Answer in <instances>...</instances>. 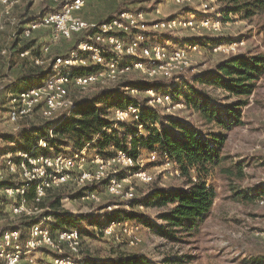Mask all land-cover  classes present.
<instances>
[{
	"label": "built area",
	"instance_id": "obj_1",
	"mask_svg": "<svg viewBox=\"0 0 264 264\" xmlns=\"http://www.w3.org/2000/svg\"><path fill=\"white\" fill-rule=\"evenodd\" d=\"M43 5L36 20H28L19 32V45L30 41L40 46L41 53L31 58L38 67L50 69V75L42 85L22 93L9 94V121L17 124L35 115L45 121H56L71 114L77 101L71 98L72 90H109L117 83L128 81L130 74H137L146 80L176 79L179 92L185 91L188 83L186 74L191 67L192 55L201 53L203 47L199 39L187 46H173L176 36L184 31L194 30L198 38L202 32L223 36L225 25L219 0H175L188 10L186 16L171 18L159 17V7L147 10H125L111 19L94 22L84 19L82 12L89 0H32ZM22 0H0V35L5 28L4 18L9 16ZM157 14L155 20L149 16ZM169 39L162 41L160 35ZM80 39L74 49L67 54L52 57V47L59 42ZM247 46V39L228 41L213 48L215 53L236 56ZM36 47L33 48L36 50ZM8 50L2 54L7 56ZM25 51L22 58L31 56ZM79 71H84L80 72ZM2 75L0 73V80ZM125 83V82H124ZM174 87L159 90L149 89L144 94L148 105L154 111L164 109L169 116H176V108H185L181 101L174 102L171 92ZM133 96L140 91L125 88ZM173 105V106H171ZM142 109L129 105L126 109L113 110V120L119 123L138 122ZM139 134L145 132L138 126ZM50 132V138L54 132ZM133 137L128 143L132 145ZM48 148V139L41 140L37 146ZM92 157V158H91ZM158 158L151 154L148 158L134 160L126 153L119 152L111 159H103L99 154L90 155V148L74 155L60 156L36 155V152H11L6 156L5 167L8 172L20 177L16 185L4 189L3 196L12 201L10 216L35 220L28 231L5 226V217L0 213V264H86L81 255L82 234L76 229L53 231L50 216H41L40 204L46 195L65 184L74 183L80 187L84 199L99 200L101 186L107 182L104 193L118 197L125 202L135 199L133 181L151 184L153 177L147 165L157 163ZM161 166L173 176H180L179 164L168 156L161 160ZM139 167L138 170H134ZM129 170L126 177L122 171ZM134 170V171H133ZM194 182L198 181L196 176ZM34 187L33 201L27 199L28 191ZM264 202V201H263ZM123 206V205H122ZM116 205H106L102 212H111ZM123 208L131 210L130 206ZM138 210L144 211L143 206ZM40 215V216H39ZM140 226L131 222H113L103 228L104 236H112L116 229L122 230L130 238V245L140 242Z\"/></svg>",
	"mask_w": 264,
	"mask_h": 264
},
{
	"label": "trees",
	"instance_id": "obj_2",
	"mask_svg": "<svg viewBox=\"0 0 264 264\" xmlns=\"http://www.w3.org/2000/svg\"><path fill=\"white\" fill-rule=\"evenodd\" d=\"M135 3L148 2L153 0H134ZM134 2H130L132 4ZM221 11L224 13L223 20L231 21V17L241 18L249 23H261L264 30V0H219ZM127 10H130L129 8ZM125 10L118 9L116 14ZM113 15L108 19L116 16ZM36 16L24 15L16 26V34L19 39V32L28 20H36ZM162 41L169 39L165 34L160 35ZM199 39L200 45L213 49L217 45L228 42L224 36ZM191 41L182 40L181 46H187ZM80 39H76V44ZM19 43H13V48L18 56L25 51H32L31 56L22 60V71L16 83H10L8 93H22L33 87L40 86L50 75V69L35 66L31 58L38 56L40 46L36 47L35 41L27 42L18 49ZM36 47V50L33 48ZM84 71H79V73ZM264 77V52L258 54L253 52L241 53L236 56L225 57L213 68H210L199 75L194 76L192 82L185 84L187 89L179 92L180 86H175L176 79L167 80H130L119 84L109 90H102L90 97L77 101L76 109L56 121L39 120V122L23 125L14 135L2 136L6 140L17 143L12 152H36V155L60 156L74 155L90 148V155L99 154L103 159H111L119 152L131 156L135 161L148 158L155 154L157 163L147 165L160 167L161 160L168 156L179 164L181 175L186 179L184 186L160 187L157 183L145 194L129 202H122V205L130 206L131 210L121 208L112 212H105L103 216L92 217L79 214L72 215L62 209V197L52 196L49 199V211L46 215L52 216L49 221L53 231L63 229H76L81 232L82 237L86 233L85 228L98 227L102 232L103 228L113 222H131L138 225H145L153 229L162 238L171 242L180 243L183 236H195L200 227L211 216L213 205L218 194L213 185L208 184V177L211 172L216 171L220 177L227 181L245 179L244 167L232 161L225 155L226 134L241 125L243 107L250 104V98L257 89V83ZM140 91V95L133 96L125 90L126 87ZM174 87L171 94L174 102L184 103L186 110L202 122L203 126L209 128L204 132L194 125L186 123L178 115L169 116L161 109L154 111L148 105V98L145 92L149 89L159 90L164 87ZM222 90L237 99L235 104L218 108L212 103V96L207 88ZM135 104L142 109V115L138 122L126 121L116 122L113 120V110L126 109L127 106ZM138 126H143L145 132L139 134ZM216 128V129H214ZM54 137L50 138V132ZM132 145L129 146V139ZM48 139V148H38L41 140ZM92 158V157H91ZM136 167L134 170H138ZM133 170V171H134ZM129 170L122 171L120 177H126ZM196 176L198 181L194 182ZM107 182H104L101 189H104ZM16 185L9 180L0 181V190ZM236 189L235 187L232 188ZM35 194L32 187L26 197L31 202ZM78 191L75 196L81 195ZM242 195V196H241ZM252 199L249 193L240 192L235 197ZM236 199H240L236 198ZM0 203L10 206L12 201L0 196ZM45 206L44 202L40 207ZM143 206L146 209H157L160 212L159 223L153 222L146 213L137 208ZM7 207V208H8ZM2 214V211L0 210ZM35 220L22 218L9 228H16L23 232L29 230ZM94 232V231H93ZM1 236V234H0ZM181 236V237H180ZM86 264L91 263L87 256L83 258ZM170 261V260H168ZM98 264H159L156 261L138 253L128 255H115L103 259Z\"/></svg>",
	"mask_w": 264,
	"mask_h": 264
},
{
	"label": "rangeland",
	"instance_id": "obj_3",
	"mask_svg": "<svg viewBox=\"0 0 264 264\" xmlns=\"http://www.w3.org/2000/svg\"><path fill=\"white\" fill-rule=\"evenodd\" d=\"M130 2H134L130 4ZM43 5L34 4L32 0H22V2L5 17V28L0 35V134L10 136L27 123L42 121L41 117L35 115L26 121L13 124L9 121V93L7 91L10 83H16L22 71V58L11 50L13 43H19L16 34V26L22 16H37ZM159 7L161 15L159 17L171 18L174 16H186L188 10L179 6L175 0H153L148 2L135 3L134 0H89L81 15L87 21L100 22L115 15L118 9L129 11L147 10ZM117 15V14H116ZM157 14L149 16L148 20H155ZM261 23H249L241 18L231 17V21L225 25L223 37L227 41H235L245 37L247 46L241 53L253 52L258 54L264 52V30ZM194 30L184 31L178 34L172 43L179 47L180 41H191L198 38ZM207 38L219 37L210 32H202ZM204 37V38H205ZM77 39V38H76ZM59 42L52 47V57L67 54L76 42ZM26 43L18 45V49ZM190 44V43H189ZM188 45V44H187ZM183 47V46H181ZM201 53L191 56L186 77L188 82H192L194 76L199 75L218 63L225 57L223 53H215L210 47L203 46ZM11 48V49H10ZM8 50L7 56L2 52ZM40 51V50H39ZM41 53V51L39 52ZM240 53V54H241ZM239 54V55H240ZM130 80H141L143 77L137 74H130ZM125 82V81H124ZM121 83L115 85L118 86ZM42 85V84H41ZM102 91L92 89L87 91L72 90L71 98L74 101L90 97ZM212 96V103L223 108L226 105L235 104L237 99L213 88H207ZM173 106V105H171ZM243 125L228 131L226 134L225 155L244 167L245 179L227 181L214 171L208 177L209 185H213L217 191L218 198L213 205L211 216L200 227V231L195 236H182L180 243L171 242L159 236L153 229L141 225L138 236L140 242L130 245V238L122 230L116 229L112 236L103 237L98 227H87L82 238L81 255L87 256L92 263L98 264L103 259L114 257L115 255H128L130 253L142 254L159 264H264V77L257 83V89L250 98V104L243 107ZM164 112V109H162ZM186 123L196 126L204 132H209V128L203 126L202 122L195 114L186 108H176L174 110ZM216 129V128H214ZM0 135V181L9 180L18 183L20 177L8 172L5 167L6 156L16 148L17 143ZM148 171L154 179L151 184H142L134 180L133 187L135 197H142L157 183L160 187L184 186L186 179L180 176H173L162 167H148ZM235 187L236 189H232ZM80 187L74 183L65 184L54 191L49 192L44 200L45 206L39 207L43 210L41 216H45L49 211L48 203L52 196L61 195L62 209L72 215H89L92 217L103 216L102 209L107 205H116L112 211L123 208L124 200L118 197H111L100 190L99 200H86L83 195L78 194ZM240 192L249 193L252 199L235 197ZM0 196H3L0 190ZM8 206L0 203V210L5 217V226L8 228L19 221L18 217H11ZM111 211V212H112ZM141 211V210H140ZM155 223L159 222L160 210L146 209L141 211ZM39 215V216H40ZM48 216V215H47ZM52 217V216H51ZM94 231V232H93ZM181 237V236H180ZM170 260V261H168Z\"/></svg>",
	"mask_w": 264,
	"mask_h": 264
},
{
	"label": "crops",
	"instance_id": "obj_4",
	"mask_svg": "<svg viewBox=\"0 0 264 264\" xmlns=\"http://www.w3.org/2000/svg\"><path fill=\"white\" fill-rule=\"evenodd\" d=\"M10 94V93H9Z\"/></svg>",
	"mask_w": 264,
	"mask_h": 264
}]
</instances>
